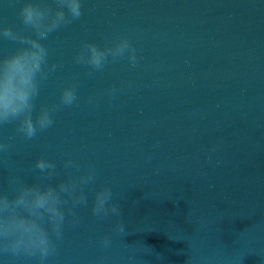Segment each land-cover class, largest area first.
<instances>
[{"label":"water","instance_id":"1","mask_svg":"<svg viewBox=\"0 0 264 264\" xmlns=\"http://www.w3.org/2000/svg\"><path fill=\"white\" fill-rule=\"evenodd\" d=\"M27 2L40 0H0V27L31 35L19 18ZM81 6L79 20L42 41L56 69L40 85L33 117L59 104L67 86L76 102L31 140L16 123L0 125L9 145L0 152V192L11 193L12 177L56 184L96 172L84 187L88 203L73 209L78 223L65 209L63 238L46 264H264V0ZM121 37L136 50L135 67L126 57L109 58L102 71L76 63L84 42L103 48ZM17 47L0 39V57ZM41 157L57 176L34 168ZM68 160L79 170L65 168ZM104 186L127 235L115 231L119 218L92 214ZM0 264L38 262L0 253Z\"/></svg>","mask_w":264,"mask_h":264},{"label":"clouds","instance_id":"2","mask_svg":"<svg viewBox=\"0 0 264 264\" xmlns=\"http://www.w3.org/2000/svg\"><path fill=\"white\" fill-rule=\"evenodd\" d=\"M54 4L52 7L40 0L24 3L20 8V21L31 35L11 27H0V39L19 45L9 55L0 57V125L16 123V131L28 140L53 125V113L61 106H71L77 100L75 87L67 86L61 92L59 104L41 107L33 117L40 85L56 69V65L48 64V49L42 41L82 16L81 0H54ZM125 57L132 67L136 66L135 48L129 39L121 37L103 48L84 42L75 60L92 71H102L109 58L116 62ZM114 93L115 89H112L110 94ZM8 149L7 143H0V152ZM64 166L79 170V165L72 160L65 161ZM34 168L49 180L58 175L55 163L43 157L36 160ZM95 180L94 168L78 177L70 175L67 180L56 184H29L16 177L10 178L11 193L0 192V253L35 257L38 264H46L48 258L57 252V241L63 238L65 209L72 216L70 223H78L73 209L88 203L84 187ZM91 211L98 219L119 218L115 231L121 236L128 234L121 206L113 202L110 187L95 191ZM102 243L107 247L110 239L104 237Z\"/></svg>","mask_w":264,"mask_h":264}]
</instances>
